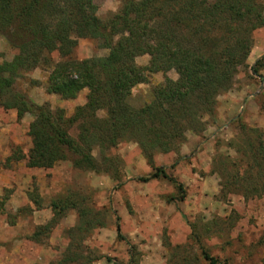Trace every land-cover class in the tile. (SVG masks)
I'll return each mask as SVG.
<instances>
[{
    "label": "rangeland",
    "instance_id": "1",
    "mask_svg": "<svg viewBox=\"0 0 264 264\" xmlns=\"http://www.w3.org/2000/svg\"><path fill=\"white\" fill-rule=\"evenodd\" d=\"M257 2L264 15V0ZM122 5L123 0H100L96 14L106 20ZM252 36L245 64L216 96L213 114H204L202 126L186 132L175 150L153 156V165L163 166L182 183V191L164 178L138 181L152 169L132 141L105 151L115 156L106 171L76 168L69 161L50 168L27 167L23 159L8 162L13 148L26 154L31 146L32 116L26 113L19 119L14 108L0 104V197L5 199L0 211V264H208L201 247L219 264H264V194H247L243 181L235 178L239 148H245L248 139L264 140V25ZM100 43L93 36L79 38L74 55L78 59L105 55L107 49ZM16 52L0 33V64ZM256 60L254 73L251 66ZM135 61L147 65L149 55ZM47 75L43 66L22 72L13 88L34 102L61 107L70 116L85 102L88 89L62 99L46 92ZM166 77L176 79L177 73L148 72L146 81L131 88L129 104L138 108L150 101L153 88ZM93 154L97 156V149ZM245 161L240 160V171ZM259 169L253 167L255 172ZM262 173L246 184L262 189L264 169ZM29 193H37L38 204ZM65 197L88 209V217H96L97 223L79 230L77 208L57 215L52 201ZM131 253H136L132 260Z\"/></svg>",
    "mask_w": 264,
    "mask_h": 264
},
{
    "label": "trees",
    "instance_id": "2",
    "mask_svg": "<svg viewBox=\"0 0 264 264\" xmlns=\"http://www.w3.org/2000/svg\"><path fill=\"white\" fill-rule=\"evenodd\" d=\"M99 1L0 0V33L17 50L11 60L0 64V104L14 108L19 119L26 113L32 116L31 146L26 154L16 146L6 161L23 159L31 168L69 161L76 168L106 171L115 156L105 151L121 141H132L152 169L137 180L164 178L182 191V183L163 166L153 165V156L175 150L186 132H197L196 126H202L204 114H213L216 96L245 64L253 31L264 25L261 6L257 0H123L118 12L102 20L96 14ZM85 36L98 38L107 53L78 59L74 51ZM142 54L149 55L147 65L135 61ZM257 63L251 66L254 73ZM42 66L48 69L46 92L73 99L88 89L85 102L70 116L61 107L52 109L47 102H34L14 90L20 73ZM169 69L175 70L176 79L166 77L141 107L129 104L131 88L146 81L148 72ZM254 142L248 139L247 146L239 148L235 178L243 181L247 194L260 196L264 186L246 184L262 176L264 169V140ZM240 160H246L242 171ZM29 195L38 204L37 193ZM4 201L0 197V211ZM69 207L78 210L79 230L97 223L96 217H88V209L70 197L51 204L57 215ZM116 232L121 237L118 224ZM201 249L208 264H219ZM135 255L131 253V260Z\"/></svg>",
    "mask_w": 264,
    "mask_h": 264
}]
</instances>
